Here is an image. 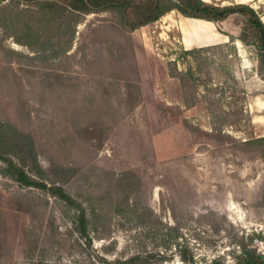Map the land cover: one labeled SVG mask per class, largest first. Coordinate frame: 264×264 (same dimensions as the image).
<instances>
[{
	"label": "rangeland",
	"instance_id": "obj_1",
	"mask_svg": "<svg viewBox=\"0 0 264 264\" xmlns=\"http://www.w3.org/2000/svg\"><path fill=\"white\" fill-rule=\"evenodd\" d=\"M206 1L248 3L264 21V0ZM244 20L233 13L214 24L173 8L130 30L114 10H100L83 16L56 56L19 43L15 26L12 35L0 28V119L32 133L46 177L91 216L89 242L73 229L74 207L0 172V264H103L95 253L127 255L143 229L138 213L148 208L164 222H181L198 264L217 255L234 264V235L264 237V151L243 143L264 135V73L254 45L238 39ZM62 33L69 36L66 27ZM224 33L235 37L227 55L185 53L228 41ZM189 63H202L213 86L226 78L211 96L224 109L231 100L243 105L250 120L212 132L204 101L186 105L177 74ZM204 91L201 84L198 94ZM254 244L264 253V238ZM161 264L186 263L175 255Z\"/></svg>",
	"mask_w": 264,
	"mask_h": 264
},
{
	"label": "trees",
	"instance_id": "obj_2",
	"mask_svg": "<svg viewBox=\"0 0 264 264\" xmlns=\"http://www.w3.org/2000/svg\"><path fill=\"white\" fill-rule=\"evenodd\" d=\"M20 3L25 5L19 9ZM173 8H177L185 17L203 19L214 24L225 20L233 13L243 15L245 20L238 39L245 44L254 45L259 71L264 73V21L260 13L245 2L216 4L206 0H0V28L12 35L10 29L15 26L21 32L16 35L19 43L27 45L40 56L43 54L56 56L68 49L75 34L76 25L86 13L114 10L118 14V22L123 27L133 30L158 19ZM71 20H73L72 25ZM64 27L68 30L69 36L63 40ZM224 35H229L228 41L192 47L185 49V53L198 57L203 52L217 49L227 55L233 47L232 42L235 37L230 33H224ZM234 52L237 53L236 49ZM203 70L202 63H198L197 67L189 63L185 70L178 71L177 75L185 92L186 105L190 107L204 101L211 112L212 132L215 134L223 133L227 126L240 129L243 122L250 120L243 105L237 106L231 100L229 108L224 109L220 104L221 98L211 96L212 92L220 90V85H224L227 79H219V83L213 86L210 83L211 73L203 78L201 75ZM201 84L204 85L205 91L200 96L198 88ZM233 94L234 92L231 93ZM186 121V125L194 130L195 124L189 120ZM243 143L247 146H257L264 151V135L251 136L243 140ZM0 159L2 174L11 177L22 186L41 188L74 207L77 214L72 220L73 229L81 236H85L89 242L91 241V216L88 207L69 192L59 180L46 177L48 169L38 159L32 133L19 128L15 123L0 119ZM66 168L70 169L71 166L67 165ZM109 207L106 211L111 213ZM138 216L143 229L134 238L137 241L135 250L127 255L113 258L97 252L95 253L97 261L103 264H161L179 255L186 264H198L195 250L190 245L178 219L174 223L164 222L151 208H148V213L139 212ZM143 216H148L149 219ZM222 217L227 219L225 215ZM255 237L264 238L260 233L234 235L232 249L234 264H264V253L254 244ZM22 264L51 263L38 259ZM209 264L224 263L221 255H217Z\"/></svg>",
	"mask_w": 264,
	"mask_h": 264
}]
</instances>
